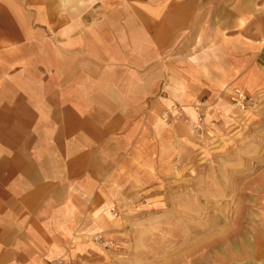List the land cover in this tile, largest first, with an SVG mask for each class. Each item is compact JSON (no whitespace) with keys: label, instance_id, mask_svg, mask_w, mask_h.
I'll return each mask as SVG.
<instances>
[{"label":"rangeland","instance_id":"rangeland-1","mask_svg":"<svg viewBox=\"0 0 264 264\" xmlns=\"http://www.w3.org/2000/svg\"><path fill=\"white\" fill-rule=\"evenodd\" d=\"M23 1L34 30L38 9L58 0ZM101 1L141 11L164 4ZM178 4L190 5V19L173 33L164 58L174 69V92L163 89L152 99L141 116L143 144L98 177L99 193L113 203L106 208L109 223L83 238L85 227H76L67 252L50 264H264V71H253L264 46V0H169L168 7ZM8 5L13 1L0 0L1 14ZM3 30L0 24L5 73ZM14 42L16 56L21 43ZM235 93L251 97V109L240 111ZM6 116L0 114V150H21L20 116L5 124ZM98 236L110 245L101 246Z\"/></svg>","mask_w":264,"mask_h":264},{"label":"crops","instance_id":"crops-1","mask_svg":"<svg viewBox=\"0 0 264 264\" xmlns=\"http://www.w3.org/2000/svg\"><path fill=\"white\" fill-rule=\"evenodd\" d=\"M12 1L0 11V114L5 124L18 114L23 136L21 150H0V264H50L67 252L72 230L83 238L109 223L113 203L99 193L98 177L143 144L141 116L152 99L174 92V69L164 58L173 33L188 26L190 5L160 0L141 11L82 0L64 9L68 0H58L38 9L30 30L24 1ZM253 71H264V46ZM168 136L160 127V138Z\"/></svg>","mask_w":264,"mask_h":264},{"label":"built area","instance_id":"built-area-1","mask_svg":"<svg viewBox=\"0 0 264 264\" xmlns=\"http://www.w3.org/2000/svg\"><path fill=\"white\" fill-rule=\"evenodd\" d=\"M234 96L235 97L233 101L240 111L247 112L249 109H251L253 104V99L251 97H249L247 94L243 95L241 93H235ZM96 241L103 247H108L110 245V242L104 239L102 236L96 237Z\"/></svg>","mask_w":264,"mask_h":264},{"label":"bare ground","instance_id":"bare-ground-1","mask_svg":"<svg viewBox=\"0 0 264 264\" xmlns=\"http://www.w3.org/2000/svg\"><path fill=\"white\" fill-rule=\"evenodd\" d=\"M78 2H79V0H72V1H70V0H68V1H66V2H63V7H64V9L66 8V7H69V4H71L72 6H74V5H77L78 4ZM80 4V3H79ZM63 11H65V10H63Z\"/></svg>","mask_w":264,"mask_h":264}]
</instances>
